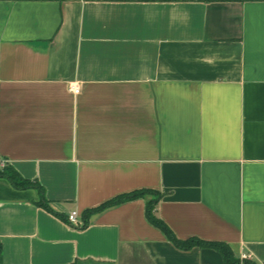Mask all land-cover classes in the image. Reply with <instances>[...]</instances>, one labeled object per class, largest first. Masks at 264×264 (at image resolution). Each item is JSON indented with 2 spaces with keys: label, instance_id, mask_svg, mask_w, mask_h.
Here are the masks:
<instances>
[{
  "label": "crops",
  "instance_id": "obj_1",
  "mask_svg": "<svg viewBox=\"0 0 264 264\" xmlns=\"http://www.w3.org/2000/svg\"><path fill=\"white\" fill-rule=\"evenodd\" d=\"M0 161V264H264V1L0 0Z\"/></svg>",
  "mask_w": 264,
  "mask_h": 264
},
{
  "label": "trees",
  "instance_id": "obj_2",
  "mask_svg": "<svg viewBox=\"0 0 264 264\" xmlns=\"http://www.w3.org/2000/svg\"><path fill=\"white\" fill-rule=\"evenodd\" d=\"M199 1L210 2V1H218V0H199ZM0 179L6 180L15 190L35 189L39 195V200L35 204L52 212L51 209L48 207L46 200L44 199L43 188L37 183V181H31L23 178L9 164H4L3 167H0ZM162 197L163 194L155 190H151V189L135 190L130 193H125L116 196L113 199L99 205L98 207L86 210L83 213L82 218L84 220V223L87 224V221L92 214L102 212L106 209L117 206L124 202H128L135 199H144L145 217L147 221L154 227L158 228L164 234L167 240L173 244L175 248L182 251H187L194 247L208 248L218 252L224 264H256L250 259H241L235 257L230 247L222 242L204 241L195 237H190L184 240L177 239L172 233V231L168 228V226L155 215V208L158 202L162 199ZM54 214L60 218H64L60 214L57 213Z\"/></svg>",
  "mask_w": 264,
  "mask_h": 264
},
{
  "label": "built area",
  "instance_id": "obj_3",
  "mask_svg": "<svg viewBox=\"0 0 264 264\" xmlns=\"http://www.w3.org/2000/svg\"><path fill=\"white\" fill-rule=\"evenodd\" d=\"M68 90L73 94L79 93V87L76 84H71L68 87ZM4 161H0V167L4 166ZM67 223L73 227L81 226V220L79 219L78 213L76 211H70L67 216ZM241 259H248L247 257H242Z\"/></svg>",
  "mask_w": 264,
  "mask_h": 264
},
{
  "label": "water",
  "instance_id": "obj_4",
  "mask_svg": "<svg viewBox=\"0 0 264 264\" xmlns=\"http://www.w3.org/2000/svg\"><path fill=\"white\" fill-rule=\"evenodd\" d=\"M241 1H264V0H241Z\"/></svg>",
  "mask_w": 264,
  "mask_h": 264
}]
</instances>
